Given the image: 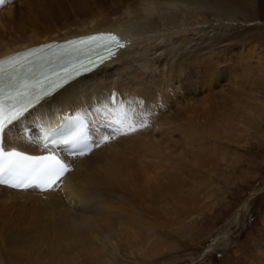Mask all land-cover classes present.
I'll use <instances>...</instances> for the list:
<instances>
[{
  "label": "bare ground",
  "instance_id": "6f19581e",
  "mask_svg": "<svg viewBox=\"0 0 264 264\" xmlns=\"http://www.w3.org/2000/svg\"><path fill=\"white\" fill-rule=\"evenodd\" d=\"M241 14L238 0H5L0 56L97 30L128 40L110 61L14 124L4 137L7 148L48 151L40 145L41 125L54 126L62 114L82 115L110 94L123 102L142 99L136 111L148 115L146 127L70 158L71 170L50 190L0 186V264H145L172 249L157 230L183 232L194 220L190 200L209 196L206 178L188 181L179 163L203 169L220 161L223 142L243 131L233 123H241L239 113L255 115L259 99L237 101L231 91L238 87L223 73L225 44L240 43L234 21ZM251 58L247 52L240 60L248 66ZM232 104L236 116L229 121ZM94 121V140L114 131Z\"/></svg>",
  "mask_w": 264,
  "mask_h": 264
},
{
  "label": "rangeland",
  "instance_id": "374dc122",
  "mask_svg": "<svg viewBox=\"0 0 264 264\" xmlns=\"http://www.w3.org/2000/svg\"><path fill=\"white\" fill-rule=\"evenodd\" d=\"M92 1L95 2V0ZM238 1L241 3L242 14L238 20L234 21V25L240 26V43L225 44L223 73L225 72L224 77H230V79L226 78L228 85L234 89L238 87L236 91L234 89V92L231 91V94H235L237 101L243 102L246 98L248 101L253 98L259 99L257 103L254 102L256 108L253 114L255 115L252 118L247 117L248 110L239 113L242 116L241 123L237 124L239 120L233 123L236 128L239 126L240 130L248 131V134L242 131L237 135L238 139L229 135L223 142V157L218 158L221 160L213 164L207 163L205 168L208 167V170L200 169L196 164H191L192 166L187 168L184 163H179L181 164L179 168L183 169V172L179 173H188V176L184 175L188 181L197 176L206 178L204 184L209 196L205 195V192L203 198L199 196L201 199H197V202L190 200L194 203V206L190 202L188 204H191L190 207L188 206V212L192 211L190 214L194 219L190 223V230L188 227L183 232L157 230L161 240L173 247L166 254L165 252L161 254L160 258L158 257L154 262L145 264H252L253 261H255L254 264H260L262 260L261 254L264 252V76L260 71L264 68V0ZM247 52L253 53V58L248 60L250 61L248 66L240 60ZM256 53H258L257 57ZM235 71L236 76L239 75L238 81L234 79ZM230 107L231 110L226 117L229 121L236 116L233 112L235 104ZM260 116L261 118L263 116L262 120ZM244 133L246 135H243ZM210 142H215L216 145L219 143L212 139ZM190 168L193 169L191 173L187 171ZM205 170H207L206 174ZM197 209L199 211L195 212ZM236 213L240 215L238 220L233 221Z\"/></svg>",
  "mask_w": 264,
  "mask_h": 264
},
{
  "label": "snow or ice",
  "instance_id": "6c2138e0",
  "mask_svg": "<svg viewBox=\"0 0 264 264\" xmlns=\"http://www.w3.org/2000/svg\"><path fill=\"white\" fill-rule=\"evenodd\" d=\"M5 0H0L3 4ZM124 43L112 33H100L65 44H45L33 47L0 59V185L13 189L37 187L50 190L62 183V177L70 171L69 165L49 151L47 155H28L15 148L6 150L2 146L4 137L12 126L25 118L26 114L42 99L98 66L90 57L80 59V54L106 49L107 56H99V62L111 59L114 48H122ZM51 53V56L45 53ZM142 99L120 101L110 94L105 100L75 117L62 118L56 126L40 127V142L47 149L49 145H65L76 150V155H84L107 143L116 135H126L147 126V112H137L143 106ZM114 129L110 135H101L89 142L88 123L93 122ZM27 134L26 130H23Z\"/></svg>",
  "mask_w": 264,
  "mask_h": 264
}]
</instances>
